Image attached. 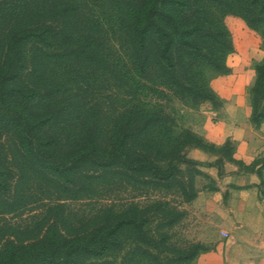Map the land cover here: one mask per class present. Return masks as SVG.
I'll return each mask as SVG.
<instances>
[{"label": "rangeland", "instance_id": "rangeland-1", "mask_svg": "<svg viewBox=\"0 0 264 264\" xmlns=\"http://www.w3.org/2000/svg\"><path fill=\"white\" fill-rule=\"evenodd\" d=\"M60 1L0 0V64L6 50V34L27 27L32 18L31 7ZM224 24L231 44V50L223 55L227 71H202L205 82L217 96L214 103L194 101L175 93L155 70L142 76L125 45L110 36L109 41L104 40L103 28L96 31H101L96 35L103 38L97 47L96 62L46 60L39 63L35 74L26 76L40 93L43 87H57V101L67 105L63 120L68 121V127L73 133H92L100 147L113 143L128 126L136 131L144 129L138 147L151 155L162 147L163 152L155 163L161 168L163 179L148 173L127 172V175L98 166L86 170L89 176L74 175L72 184H65L48 171L43 175L27 171L17 183L21 171L10 154L14 135L10 128L0 124V161L8 171L7 187L0 190V200L16 203L14 209L0 204V250L10 239L28 242L41 237L51 224L60 227L67 237L90 232L103 224L109 210L130 217L135 214L133 207H137L140 211L137 217L145 219L143 228L158 247L149 249L160 257L162 264H199L198 256L205 249L192 255L193 246L207 248L200 240L214 237L215 230L214 220L200 217L199 210L191 207L202 185L215 188V180L209 178L207 168L217 169L221 174L229 162L239 170L251 169V165L231 159L230 141L197 146L195 141L202 139L199 128L209 115L207 111L221 105L218 90L243 92L251 112L248 87L255 77V64L264 57L260 28L253 30L232 14L224 17ZM252 44L256 50L249 48ZM27 67L36 71L29 62ZM150 119L157 120L149 124ZM215 119L213 114L212 120ZM198 151L205 155H199ZM260 161L264 162V156L254 163ZM136 237L132 227L123 226L116 236L118 243L104 259L113 264H154L145 258L140 246H146ZM83 264H88V259Z\"/></svg>", "mask_w": 264, "mask_h": 264}, {"label": "trees", "instance_id": "trees-1", "mask_svg": "<svg viewBox=\"0 0 264 264\" xmlns=\"http://www.w3.org/2000/svg\"><path fill=\"white\" fill-rule=\"evenodd\" d=\"M31 9L27 27L6 34V50L0 64V124L14 135L10 154L21 171L17 183L27 171L39 175L48 171L65 184H72L74 175L86 176L87 169L98 166L127 175L148 173L163 179L162 170L155 163L162 147L152 155L138 147L144 129L136 131L128 126L106 147L97 145L92 133H73L68 121L63 120L67 105L57 101V87H43L40 93L26 78L39 70V63L65 59L96 62L97 47L103 39L96 35L101 31H96L103 28L104 40L109 41L110 36L125 45L142 76L155 70L175 93L214 103L217 96L202 71H227L223 55L231 50V44L224 17L235 15L249 28H260L264 36V0H61L33 5ZM87 29L93 30L85 35ZM28 62L36 71L28 70ZM254 69L255 77L248 87L250 121L258 124L264 121V57ZM96 117L92 115L94 121ZM90 118L91 112L87 114L88 121ZM156 120L148 122L153 124ZM195 142L199 147L206 144L203 139ZM231 159L234 160L232 156ZM7 176L0 161L2 191L7 187ZM0 204L9 209L16 206L14 200H0ZM133 211L135 214L127 217L109 210L110 215L98 228L71 237L51 224L37 239L7 240L0 250V264H83L87 259L88 264H113L104 257L118 243V231L126 224L132 227L138 242L146 246H140L145 258L162 264L149 249L158 247L143 228L145 219L137 217V207ZM202 249L206 250L193 246L192 255Z\"/></svg>", "mask_w": 264, "mask_h": 264}, {"label": "crops", "instance_id": "crops-1", "mask_svg": "<svg viewBox=\"0 0 264 264\" xmlns=\"http://www.w3.org/2000/svg\"><path fill=\"white\" fill-rule=\"evenodd\" d=\"M249 48L256 50L254 44ZM217 94L222 103L207 111L199 135L207 143L230 141L232 158L251 169L239 170L229 162L221 174L207 168L215 188L202 185L191 207L199 210L200 217L214 220L215 230L214 237L200 240L207 248L199 254L198 263L264 264V162L254 163L264 156V121H250L243 92L218 90Z\"/></svg>", "mask_w": 264, "mask_h": 264}, {"label": "built area", "instance_id": "built-area-1", "mask_svg": "<svg viewBox=\"0 0 264 264\" xmlns=\"http://www.w3.org/2000/svg\"><path fill=\"white\" fill-rule=\"evenodd\" d=\"M224 235H226V234L224 233Z\"/></svg>", "mask_w": 264, "mask_h": 264}]
</instances>
